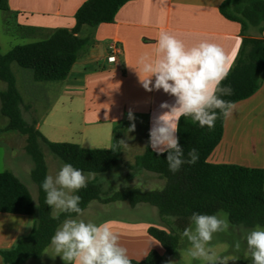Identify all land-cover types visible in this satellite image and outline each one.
Masks as SVG:
<instances>
[{"label": "crops", "instance_id": "0c3cea01", "mask_svg": "<svg viewBox=\"0 0 264 264\" xmlns=\"http://www.w3.org/2000/svg\"><path fill=\"white\" fill-rule=\"evenodd\" d=\"M86 1L9 0L8 13L21 27L23 38H41L30 42L33 43L49 37L56 29H72L76 24L75 14ZM224 1L132 0L127 2L117 12L114 22L102 23L95 28H83L81 36L90 39L89 45L80 54L67 79L63 81L64 84L59 89L55 103L44 115L36 116L37 110L34 104H30L29 110L23 108V112L28 113L33 110L32 119L38 120L37 128L52 142H69L65 136L76 129L82 134H105L93 139L83 138L85 144L93 146L88 149L110 148L113 143L114 128L123 125L121 133L123 143L117 167L121 165L130 171L127 179L132 180L131 183L158 182L163 178L147 172H133L128 165H133L135 159L145 152L147 145L150 146L149 130L153 118L166 111L160 108V104L163 102L174 104L175 97L164 93L163 90L148 92L142 87L138 75V73L142 77L144 75L140 72V59L155 58L156 43L160 34L168 33L183 40L189 46L208 41L220 45L229 56L235 53L232 68L239 55L243 36L241 25L221 14L220 6ZM248 34L264 39V32L260 33L254 28L250 29ZM114 41L119 43L122 52L118 55L116 63L109 64L108 46ZM20 78L25 85L36 88V83L31 80L29 73L22 72ZM235 106L233 114L225 118L223 137L209 155L208 162L264 170V80L254 95L235 103ZM130 111L135 117L134 121L128 118ZM133 123L135 130L128 131ZM15 137L20 141L19 136ZM22 137L23 141L20 143L25 150L27 140L25 136ZM80 146L84 147V145ZM30 161L24 160L27 167L12 173L29 188L37 210L39 191L31 177L33 169L31 158ZM57 169H60L59 166ZM91 181L96 182L100 187L103 197L102 185L98 178ZM118 184L120 183H113V187L109 188L111 195L120 191L116 190ZM93 202L96 203L93 210L97 212L107 211L108 205L111 204L95 200L88 207ZM142 204L145 203L129 205L134 211ZM88 207L83 211L80 219L87 220L88 217L84 216V213ZM35 221L36 215L0 212V251L12 249L19 239L29 235ZM107 222L113 232L124 231L125 238L130 240L129 245L125 247L130 259L143 260L152 250L164 255L163 247L148 233L152 226L169 231L163 225L144 220L129 223L119 220ZM126 234H129L128 237ZM52 255L55 253L49 244L40 258L29 259L23 264H65L60 256L53 258ZM0 264H4L1 255Z\"/></svg>", "mask_w": 264, "mask_h": 264}, {"label": "trees", "instance_id": "16d2710c", "mask_svg": "<svg viewBox=\"0 0 264 264\" xmlns=\"http://www.w3.org/2000/svg\"><path fill=\"white\" fill-rule=\"evenodd\" d=\"M132 0H87L76 12V24L72 29L59 28L40 41L17 45L3 54L0 47V81L6 89L0 91L1 113L8 124L0 132H17L26 137L25 151L33 162L31 177L38 186V208L35 209L29 188L12 172H0V212L21 215H36L29 235L19 239L9 250H1L4 264H23L29 259L40 258L49 246L57 227L75 213L61 214L58 220L51 218V209L45 203L41 185L48 175V166L43 152L45 146L63 163H70L83 172L101 174L114 170L120 159L124 126L113 130L110 148L88 149L70 142H52L37 128L38 120L24 118L23 108L30 104L17 87V78L12 71L16 64L27 70L35 83L64 81L69 76L80 54L88 47L90 39L81 36L84 27L95 28L102 23H112L119 9ZM0 10L10 11L9 0H0ZM221 14L241 25L243 36L239 55L221 86H230L232 95L220 96L234 104L254 95L264 80V39L252 37L250 29L264 32V0H225L220 6ZM218 113L215 126L200 127L191 118L179 122V144L188 159L190 149L197 150L199 159L195 164H183L179 171L169 170L167 153L157 154L149 145L145 152L128 168L133 172H149L165 179L161 190L142 191L129 188L103 198L100 187L89 181L87 187L76 192L81 198L84 211L95 200L102 203L127 201L131 206L140 203L157 208L161 218L174 217L176 230L150 227L148 233L157 240L167 255L176 254L179 233L190 225L193 213L216 215L228 214L234 226L248 228L264 227V170L239 165L212 164L208 162L211 152L220 143L224 134L225 118ZM131 264H162L164 257L152 250L143 260L130 259Z\"/></svg>", "mask_w": 264, "mask_h": 264}, {"label": "clouds", "instance_id": "9594fccd", "mask_svg": "<svg viewBox=\"0 0 264 264\" xmlns=\"http://www.w3.org/2000/svg\"><path fill=\"white\" fill-rule=\"evenodd\" d=\"M155 52V58L141 57L140 72L144 75L137 73L146 91L163 90L175 97L174 104H160L166 111L153 118L149 130L152 150L158 155L167 153L169 170L175 173L183 164H195L199 159L195 148L189 150L187 160L183 158L184 150L177 136L181 118H191L200 127L212 129L218 118L216 110L224 118L233 114L235 104L220 96L233 93L230 86L221 85L229 75L235 53L229 56L220 45L208 41L189 46L168 33L160 34ZM128 118L135 119L131 111ZM134 130L133 123L128 131ZM92 176L64 163L55 175H47L42 182L45 203L53 220H58L61 214H76V218L63 220L51 237L55 253L52 257L60 256L65 264H131L127 249L119 243L118 234L108 222L97 224L79 218L83 215L79 206L81 198L75 193L86 188ZM190 221L192 226L182 233L191 244L190 256L205 264H228V257H218L210 247L214 234L229 228L228 221L218 215L200 213H193ZM244 239L251 264H264V229L257 226ZM240 249L241 242L237 240L234 250Z\"/></svg>", "mask_w": 264, "mask_h": 264}, {"label": "rangeland", "instance_id": "374dc122", "mask_svg": "<svg viewBox=\"0 0 264 264\" xmlns=\"http://www.w3.org/2000/svg\"><path fill=\"white\" fill-rule=\"evenodd\" d=\"M88 28V27H87ZM88 30V29H86ZM32 39V40H30ZM23 38L21 32V27L16 22L15 18L9 15L8 12L0 10V45L2 53H6L11 48L17 45H23L30 43L31 41H36L41 38ZM12 71L17 78V87L22 94L25 103L31 105H36V116H43L44 113L55 103L56 98L58 97L59 89L62 88L64 84L63 81L56 82H40L36 83V88L29 87L21 81L20 74L22 72L28 73L27 70L21 69L16 64L12 65ZM6 89V84L0 81V91ZM61 91V90H60ZM26 112V111H25ZM24 113V112H23ZM33 110L31 109L28 113H24V117L31 121L33 116ZM76 123V120H75ZM8 124V118L3 116L1 113V101H0V130H3ZM105 134H82L78 129L74 130L66 137L67 141L70 143H75L78 145H84V148L93 147L89 146L91 144H85L83 138H91L97 136H103ZM111 135V134H109ZM19 136L20 141H23L22 135L17 132H0V172L10 171L16 172L25 166L24 160L30 161V158L26 154L25 150L21 147V143L17 137ZM15 137V138H14ZM43 152L45 159L49 168V174L55 175L59 168L64 164L57 156L50 152L45 146H43ZM95 149V148H89ZM25 171V170H24ZM85 175L89 174L83 172ZM149 173V172H147ZM93 174V173H91ZM130 174V171L126 170L124 167L119 165L116 169L101 174H93L89 178L88 182L94 178H98L99 183L102 185L103 197H110V187H113V183H120L119 186H116V190H122L125 188L133 187L139 188L143 191H152V190H161L165 186V179H161L155 183H144L136 182L131 183L132 180L127 179V175ZM154 174V173H151ZM157 175V174H154ZM158 176V175H157ZM110 188V189H109ZM115 190V191H116ZM96 205L93 202L88 210L84 213V216L88 217L86 221H92L94 223H102L110 220L123 221V222H136V221H153L156 225H163L169 230L175 229V218H161L156 207L149 204H142L139 209L132 211L130 205L125 201H118L108 205L107 211H94L93 208ZM218 215L220 218L226 219L229 223V228L223 232L214 234L213 240L210 244V247L215 251L218 257H228L230 261L228 264H251L250 253L247 249L246 241L244 237L247 232L252 230L255 227L248 228L244 226H234L229 222L228 214L226 212H219ZM83 216V215H82ZM191 221H190V225ZM194 227V226H193ZM257 227V226H256ZM264 229V227L259 226ZM119 236V243L126 247L129 245L128 238H125L124 231H115ZM183 233V232H182ZM182 233H179V247L175 255L170 256L164 253L163 263L162 264H205L203 260L193 259L189 254V249L191 248L190 242L186 237L182 236ZM127 237L129 234H126ZM239 240L241 242V249L239 252L234 250L235 242ZM234 259V260H231Z\"/></svg>", "mask_w": 264, "mask_h": 264}, {"label": "built area", "instance_id": "2783aa9c", "mask_svg": "<svg viewBox=\"0 0 264 264\" xmlns=\"http://www.w3.org/2000/svg\"><path fill=\"white\" fill-rule=\"evenodd\" d=\"M122 49L118 42H111L108 46V56L107 62L109 64H114L117 62V57L121 54Z\"/></svg>", "mask_w": 264, "mask_h": 264}]
</instances>
